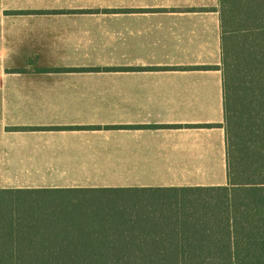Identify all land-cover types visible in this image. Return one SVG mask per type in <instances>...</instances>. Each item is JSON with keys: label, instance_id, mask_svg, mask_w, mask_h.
<instances>
[{"label": "crops", "instance_id": "0c3cea01", "mask_svg": "<svg viewBox=\"0 0 264 264\" xmlns=\"http://www.w3.org/2000/svg\"><path fill=\"white\" fill-rule=\"evenodd\" d=\"M216 7L9 0L0 189L226 185Z\"/></svg>", "mask_w": 264, "mask_h": 264}, {"label": "trees", "instance_id": "16d2710c", "mask_svg": "<svg viewBox=\"0 0 264 264\" xmlns=\"http://www.w3.org/2000/svg\"><path fill=\"white\" fill-rule=\"evenodd\" d=\"M209 10L227 184L0 189V264H264V0Z\"/></svg>", "mask_w": 264, "mask_h": 264}, {"label": "rangeland", "instance_id": "374dc122", "mask_svg": "<svg viewBox=\"0 0 264 264\" xmlns=\"http://www.w3.org/2000/svg\"><path fill=\"white\" fill-rule=\"evenodd\" d=\"M11 1V0H10ZM9 0H0V11H5L8 9ZM0 27H7V19L3 18L0 23Z\"/></svg>", "mask_w": 264, "mask_h": 264}]
</instances>
